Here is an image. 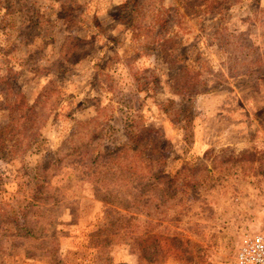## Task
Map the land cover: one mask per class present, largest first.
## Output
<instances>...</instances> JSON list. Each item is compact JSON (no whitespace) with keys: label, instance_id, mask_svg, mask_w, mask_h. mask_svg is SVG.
Returning <instances> with one entry per match:
<instances>
[{"label":"rangeland","instance_id":"374dc122","mask_svg":"<svg viewBox=\"0 0 264 264\" xmlns=\"http://www.w3.org/2000/svg\"><path fill=\"white\" fill-rule=\"evenodd\" d=\"M264 232V0H0V264H231Z\"/></svg>","mask_w":264,"mask_h":264},{"label":"built area","instance_id":"2783aa9c","mask_svg":"<svg viewBox=\"0 0 264 264\" xmlns=\"http://www.w3.org/2000/svg\"><path fill=\"white\" fill-rule=\"evenodd\" d=\"M231 264H264V232L244 237Z\"/></svg>","mask_w":264,"mask_h":264}]
</instances>
